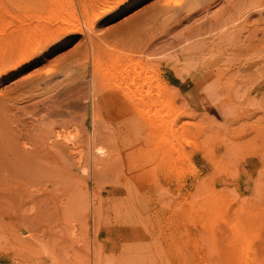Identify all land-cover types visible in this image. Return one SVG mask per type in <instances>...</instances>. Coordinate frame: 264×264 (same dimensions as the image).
<instances>
[{
    "label": "rangeland",
    "instance_id": "374dc122",
    "mask_svg": "<svg viewBox=\"0 0 264 264\" xmlns=\"http://www.w3.org/2000/svg\"><path fill=\"white\" fill-rule=\"evenodd\" d=\"M65 3L0 0L13 54L40 31L27 65L0 57V264H264V0ZM130 65L168 128L121 94Z\"/></svg>",
    "mask_w": 264,
    "mask_h": 264
},
{
    "label": "bare ground",
    "instance_id": "6f19581e",
    "mask_svg": "<svg viewBox=\"0 0 264 264\" xmlns=\"http://www.w3.org/2000/svg\"><path fill=\"white\" fill-rule=\"evenodd\" d=\"M53 1V0H52ZM103 3H105V0H103ZM55 4L58 6L56 7L58 10H62L63 8L65 9V0H55ZM64 4V5H63ZM50 5V4H49ZM60 13H63V12H60ZM90 13V12H89ZM57 15H60V14H56V16H54V18L51 20H48L47 23H51V22H61L63 21V19H61L60 16H57ZM87 15V14H86ZM39 17V16H38ZM88 19V18H87ZM76 22V21H75ZM84 22H86L84 25H85V28L84 30H86V33L87 31L91 32V29H92V25L93 23H91V21H86V19L84 20ZM61 24V23H60ZM67 26H70L71 24H73V21H69V22H66L65 23ZM42 25V24H41ZM50 25V24H48ZM83 25V26H84ZM58 26V25H57ZM73 26V25H71ZM37 27V26H36ZM49 27V26H47ZM56 27V26H55ZM40 29H41V26H40ZM48 31V30H47ZM46 31V32H47ZM77 31V30H76ZM40 31L37 32V30L33 29L31 31H29V35L27 36L29 38V44L26 46V44L22 47H19V51L15 54H13V50H12V46L10 47L9 44L12 43V41L15 40V37L17 36H10V38H5V40H1L0 42V57L3 61H8L9 62H17L18 60L24 58V60L22 61L20 68L27 65L28 63H30V61H32V57H31V54L29 55L28 53H24L25 51H27L30 46L32 45V41H31V38L32 37H35L36 35H39L37 33H39ZM27 33V32H26ZM80 33V32H79ZM84 33V32H83ZM10 35V34H9ZM41 35V34H40ZM24 36V35H23ZM4 39V38H3ZM33 39V38H32ZM27 40V39H26ZM14 45H17V44H14ZM15 48V47H13ZM16 49V48H15ZM95 51V50H94ZM93 53V52H92ZM35 59V58H34ZM93 61L94 63H97L99 61V55H98V52L96 53H93ZM119 61V60H118ZM120 63V62H119ZM136 64V63H135ZM119 65V64H118ZM122 68V67H120ZM145 69V67H144ZM142 69V68H138L137 65H130V66H124L119 72L121 73L119 76L123 75V77H119L121 80H120V84H123L124 86H120L123 91H121V94L128 97L127 100L129 101V104H131L130 107H132V109L134 110L135 112V116L137 117V119H140V120H144L146 122L147 120V117L151 114L153 115V123L163 129V127H169L170 124L168 122V120H166L169 116H167V109L169 108V105L167 103V100H168V97H169V91L167 93L166 90H162L163 93H161V88L159 86V83L156 81V79L154 78V76H150L148 77L147 76V73L148 72L146 69V72L145 70ZM117 72V73H119ZM127 75H133L132 76H127ZM125 81V82H124ZM102 82V81H101ZM149 87H152V89L155 90V94H156V97L157 99L160 101V103H158L156 106V109L154 112H151L149 111L150 110V107L148 105V102L147 100L149 99V95L151 94V91L149 90H145V88H149ZM91 91L92 93L100 98L103 94V87L101 89V84H100V81L95 78L92 83H91ZM164 98H163V97ZM105 97H102L100 99H104ZM107 98V96H106ZM169 120L171 119V116L170 118H168ZM175 118H173L174 120ZM175 121V120H174ZM177 121V120H176ZM141 123V122H140ZM173 126V125H172ZM171 126V127H172ZM176 126V122H175V125L174 127ZM174 127H173V130H174ZM167 133L168 131L165 130ZM174 132V131H173ZM165 133V132H164ZM171 134V132H169ZM177 133V132H176ZM173 135H175V133H173ZM165 138L167 137L164 136ZM163 137V138H164ZM179 137V136H177ZM173 138V137H172ZM170 139V138H169ZM168 140V139H167ZM171 140V139H170ZM165 141V140H163ZM178 141V140H177ZM167 142V141H165ZM174 142V141H173ZM176 142V141H175ZM170 145H171V142H169ZM173 144V143H172ZM173 146V145H172ZM178 146V145H177ZM96 148V147H95ZM94 148V149H95ZM174 148V147H172ZM176 148V147H175ZM175 150V149H174ZM98 153L102 154L103 150H96ZM154 165L155 163H151V165ZM141 168V167H140ZM145 169V167H144ZM124 187V186H122ZM131 187L128 183H126L124 189H123V194L121 195V198L113 205L112 209H113V212L114 214L117 216V218L119 217V220H121L120 222L122 223V225L124 227H126V229L124 230L123 229V234H124V237L127 238L128 235L130 234V231L128 232L129 228L131 226H133V230L135 231L136 230V225H137V221H136V218L135 216L133 215V210L131 209L132 208V202L130 200V192H129V188ZM177 195V194H176ZM159 198V197H158ZM162 203V202H161ZM177 207V205H176ZM171 208V207H170ZM172 209V208H171ZM174 209V208H173ZM177 209V208H176ZM100 210V209H99ZM96 211L98 212V210L96 209ZM116 218V219H117ZM159 218V217H158ZM176 214L175 212H173V220L172 222L176 225ZM171 222V221H170ZM161 223V222H160ZM173 224V225H174ZM174 225V226H175ZM100 226V224H99ZM178 227V226H177ZM11 228V227H10ZM97 232H98V229H97ZM177 239V238H175ZM177 242V241H176ZM20 246V245H19ZM177 248V246H175ZM177 250V249H176ZM176 252V251H174ZM98 257V256H97ZM174 257V256H173ZM96 259V258H95ZM94 259V260H95ZM98 260V259H97ZM96 261L95 260V264H96Z\"/></svg>",
    "mask_w": 264,
    "mask_h": 264
}]
</instances>
